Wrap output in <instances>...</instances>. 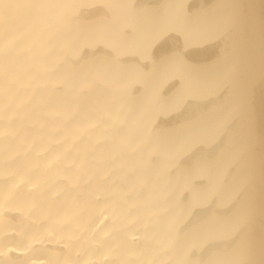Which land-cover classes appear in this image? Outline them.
I'll use <instances>...</instances> for the list:
<instances>
[{"label": "bare ground", "instance_id": "bare-ground-1", "mask_svg": "<svg viewBox=\"0 0 264 264\" xmlns=\"http://www.w3.org/2000/svg\"><path fill=\"white\" fill-rule=\"evenodd\" d=\"M0 264H264V0H0Z\"/></svg>", "mask_w": 264, "mask_h": 264}]
</instances>
